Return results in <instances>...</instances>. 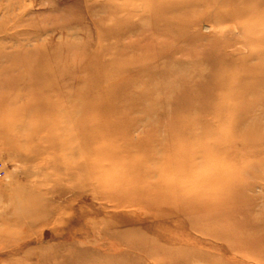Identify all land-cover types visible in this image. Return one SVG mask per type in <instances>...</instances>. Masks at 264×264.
Segmentation results:
<instances>
[{"label":"rangeland","instance_id":"374dc122","mask_svg":"<svg viewBox=\"0 0 264 264\" xmlns=\"http://www.w3.org/2000/svg\"><path fill=\"white\" fill-rule=\"evenodd\" d=\"M263 132L264 0H0V264H264Z\"/></svg>","mask_w":264,"mask_h":264},{"label":"bare ground","instance_id":"6f19581e","mask_svg":"<svg viewBox=\"0 0 264 264\" xmlns=\"http://www.w3.org/2000/svg\"><path fill=\"white\" fill-rule=\"evenodd\" d=\"M213 15H216V14H213ZM220 20V19H219ZM183 80V79H182ZM261 135H263V137H264V132H263V134L262 133H260ZM255 138V137H254ZM108 142V141H107ZM254 142H256V141H254ZM45 147H50V146H45ZM87 166V165H86ZM84 170V169H83ZM85 171V170H84ZM116 171V170H115ZM84 175V174H83ZM177 179V178H176ZM174 184V183H173ZM92 185V184H91ZM168 192V191H167ZM124 202V201H123ZM101 234V233H103V231H98V234ZM114 235H116L115 233H116V231H114V232H112ZM179 233V232H178ZM178 233H175V235L174 236H178ZM263 234V233H262ZM103 235V234H102ZM117 236V235H116ZM168 236V235H167ZM260 236V235H259ZM117 242V240H116V238H114V243H116ZM116 244H118V243H116ZM121 245V244H120ZM144 245H147L149 248H151L150 249V253H152V254H154L155 256H157L156 257V259L157 260H159L160 262H158V263H160V264H162L165 260L166 261H170V262H172L171 260H172V258H170L169 256H166V257H164L159 251L161 250V248L163 247V245H164V242L163 241H161L160 239H157V240H153V241H149V242H141V240L139 241H137V242H135V243H133L132 244V246L133 247H135L136 249H138V248H141L142 246H144ZM175 252H177V250L175 251ZM158 253H160L161 255H157ZM80 257H81V255H80ZM101 256H99L98 258L99 259H97V260H90V261H87V262H85V261H82V259L81 258H79L77 261L76 260H74L75 262V264H118L119 262H115L116 260V258L117 257H119V256H117V255H114V256H111L112 258H113V260H110V258L107 260V259H102V258H100ZM174 257V256H173ZM175 257H177L178 258V256H175ZM174 263V262H173ZM129 264H132V263H129ZM174 264H176V263H174Z\"/></svg>","mask_w":264,"mask_h":264}]
</instances>
